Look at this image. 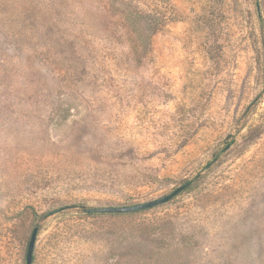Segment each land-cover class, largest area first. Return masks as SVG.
I'll use <instances>...</instances> for the list:
<instances>
[{"label":"rangeland","instance_id":"obj_1","mask_svg":"<svg viewBox=\"0 0 264 264\" xmlns=\"http://www.w3.org/2000/svg\"><path fill=\"white\" fill-rule=\"evenodd\" d=\"M263 42L264 0H0V264H264Z\"/></svg>","mask_w":264,"mask_h":264},{"label":"water","instance_id":"obj_2","mask_svg":"<svg viewBox=\"0 0 264 264\" xmlns=\"http://www.w3.org/2000/svg\"><path fill=\"white\" fill-rule=\"evenodd\" d=\"M229 147L226 146L221 152H219L216 156L213 157L211 161H209L201 170L200 173H203L207 169L211 167L213 163L216 162L217 158ZM200 173L196 174L193 179L188 180L181 184L179 187L175 188L172 192L169 194L162 196L160 198L144 202V203H138V204H133L130 206H122V207H105V208H92V209H86L85 211L87 213H110V214H125V213H136L139 211L151 209L153 207L165 204L178 196L180 193L185 191L187 188H189L194 181L199 177ZM38 229L34 228L32 230L31 236L29 238L28 244H27V249H26V257H25V264H31L32 263V256H33V250H34V245L36 241V236H37Z\"/></svg>","mask_w":264,"mask_h":264},{"label":"trees","instance_id":"obj_3","mask_svg":"<svg viewBox=\"0 0 264 264\" xmlns=\"http://www.w3.org/2000/svg\"><path fill=\"white\" fill-rule=\"evenodd\" d=\"M263 45H264V42H263ZM187 189H188V188H187ZM187 189H186V190H187ZM140 212H141V211H140ZM137 213H139V212H137ZM88 214H89V215H92V214H94V213H88Z\"/></svg>","mask_w":264,"mask_h":264}]
</instances>
